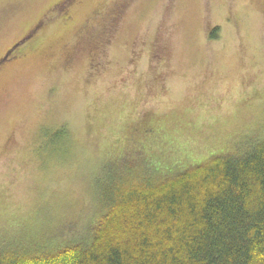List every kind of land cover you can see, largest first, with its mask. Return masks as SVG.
<instances>
[{"label": "rangeland", "instance_id": "rangeland-1", "mask_svg": "<svg viewBox=\"0 0 264 264\" xmlns=\"http://www.w3.org/2000/svg\"><path fill=\"white\" fill-rule=\"evenodd\" d=\"M38 24L0 65V240L85 233L140 151L186 168L264 132V0H0V60Z\"/></svg>", "mask_w": 264, "mask_h": 264}, {"label": "trees", "instance_id": "trees-1", "mask_svg": "<svg viewBox=\"0 0 264 264\" xmlns=\"http://www.w3.org/2000/svg\"><path fill=\"white\" fill-rule=\"evenodd\" d=\"M143 80L135 85L141 100ZM65 133L53 131L52 145ZM148 151L139 152L147 164L142 173L101 187L85 233L70 232L75 239L68 235L43 251L2 239L0 264H264V132L186 168Z\"/></svg>", "mask_w": 264, "mask_h": 264}, {"label": "flooded vegetation", "instance_id": "flooded-vegetation-1", "mask_svg": "<svg viewBox=\"0 0 264 264\" xmlns=\"http://www.w3.org/2000/svg\"><path fill=\"white\" fill-rule=\"evenodd\" d=\"M71 1V0H69ZM72 7V5H69L67 7V9L63 10L61 13H57L56 15V18L59 17V20L61 21L62 19H68V15H67V12L69 11V9ZM53 13H55V11H53ZM42 29V26H40L39 24L33 29L31 30L29 33H28V36L25 37L23 40H21L18 44L12 46L8 52L5 54V58H3L2 60H0V65L2 63H5V62H10L11 60H9L11 58V56H14L12 59L14 61V59H18L21 55V49L20 52L16 53L17 49L20 48L21 46H23L24 44H26L30 39H32L36 34H38ZM41 34V33H40ZM40 34L37 35V38L35 39V41L39 38ZM29 46V45H28ZM27 46V47H28ZM17 55V56H15Z\"/></svg>", "mask_w": 264, "mask_h": 264}]
</instances>
